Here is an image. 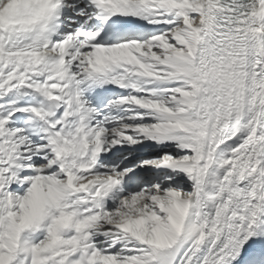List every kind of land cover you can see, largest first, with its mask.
I'll list each match as a JSON object with an SVG mask.
<instances>
[{
	"label": "snow or ice",
	"instance_id": "1",
	"mask_svg": "<svg viewBox=\"0 0 264 264\" xmlns=\"http://www.w3.org/2000/svg\"><path fill=\"white\" fill-rule=\"evenodd\" d=\"M0 264H264V0H0Z\"/></svg>",
	"mask_w": 264,
	"mask_h": 264
}]
</instances>
